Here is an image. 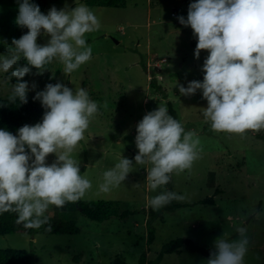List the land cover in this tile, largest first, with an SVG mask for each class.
Listing matches in <instances>:
<instances>
[{"label": "rangeland", "instance_id": "374dc122", "mask_svg": "<svg viewBox=\"0 0 264 264\" xmlns=\"http://www.w3.org/2000/svg\"><path fill=\"white\" fill-rule=\"evenodd\" d=\"M64 2L50 3L45 13L52 5L63 7ZM75 2L87 4L99 20V28L85 34L92 48L91 59L65 74L62 62L54 58L42 73L30 66L31 72L21 79L36 83V89L27 93L28 99L49 82L88 91L99 110L72 153L82 175L91 181V188L81 198L115 200L120 211L130 209L133 213L96 222L66 207L57 216L74 219L77 233L31 236L16 231L0 235V248L25 249L34 255L36 264H114L117 257L138 264L144 252L148 264H205L206 257L185 246L160 254L163 246L176 238H190L213 249L217 237L238 239L236 228L243 226L248 240L244 264H264V129L243 134L214 131L203 115L207 100L201 90L185 96L176 87V83L187 86L190 80H202L201 65L208 55L207 49H201L199 58L194 57L197 37L190 25L177 19L178 15L187 18L191 0H126L118 6ZM68 5L75 7L74 0H68ZM17 11V0H0V39L7 41V46L0 44V55L13 54L8 47L22 28L15 22ZM48 38V34L38 35L37 42L46 43ZM22 58L18 61L21 65ZM152 75L163 90L151 86ZM15 82L9 73H0V99L9 98ZM169 101L185 130L198 137L199 156L190 168L174 171L166 185L152 191L146 181V168L151 164H137L133 159L138 152L136 124L159 104L168 108ZM121 155L133 159L130 172L109 191H100L104 171ZM54 159L55 153H49L46 162ZM164 190L182 194L183 199L170 201L182 206L169 211L167 204L158 209L147 204ZM206 198H213L215 204L200 202ZM54 214V205H49L45 215ZM150 218L156 232L155 240L148 244Z\"/></svg>", "mask_w": 264, "mask_h": 264}, {"label": "clouds", "instance_id": "9594fccd", "mask_svg": "<svg viewBox=\"0 0 264 264\" xmlns=\"http://www.w3.org/2000/svg\"><path fill=\"white\" fill-rule=\"evenodd\" d=\"M74 3L69 7L65 0L63 7L52 5L44 13L35 0H17L15 22L27 31L12 39L8 47L12 55H0V73L16 78L9 100L27 103V93L36 89L35 82L30 85L21 79L31 72L30 66L42 73L58 58L63 73L70 74L91 59L85 34L98 29L99 20L87 4ZM177 19L190 25L197 37L194 57L199 58L201 49L208 50L201 65L203 79L190 80L187 86L176 83L179 93L188 96L201 90L207 100L203 115L214 131L243 134L264 129V0H191L187 18ZM44 34L49 36L47 42L38 43V35ZM0 44L7 46V41L0 39ZM21 56L26 60L23 65L18 63ZM32 98L45 109L38 122L18 127L15 134L0 128V213L16 212L17 223L38 228L48 220L49 205L75 202L91 188L72 153L99 109L85 88L60 81L46 83ZM134 139L135 163L151 164L146 181L152 191L166 185L174 171L190 168L199 156L198 137L185 130L165 104L143 115ZM49 153H55L51 163L46 162ZM133 159L121 155L104 171L99 190L107 192L124 181ZM183 198L164 190L147 204L158 209ZM236 232L238 239L221 236L213 241L205 264H244L246 228L238 226Z\"/></svg>", "mask_w": 264, "mask_h": 264}, {"label": "trees", "instance_id": "16d2710c", "mask_svg": "<svg viewBox=\"0 0 264 264\" xmlns=\"http://www.w3.org/2000/svg\"><path fill=\"white\" fill-rule=\"evenodd\" d=\"M89 4L106 5V6H118L125 4L126 0H86ZM56 2V0H35L40 6L42 12L45 13L46 7ZM27 28L22 27L19 36L26 32ZM21 63L25 64L26 60L22 58ZM143 65V63H142ZM144 66V65H143ZM145 68V66H144ZM155 75H152L151 86L161 91L164 87L157 82ZM168 108L171 115L177 120V113L172 106V103L168 102ZM43 109L39 106L38 102L33 98L27 99V103L19 102V100L11 101L9 98L0 99V128H7L9 131L16 132V129L24 124H34L42 118ZM201 203L215 204L213 198H206L200 200ZM181 204H175L169 202L166 207L169 211H175ZM66 207H72L79 212L84 213L88 218L96 222H103L114 217L127 218L133 211L125 209L120 211L118 209V203L115 200L110 199H78L75 202H66L63 206L57 207L54 205L55 214L46 215L48 220L38 228L25 227L23 223H17V213L13 211H7L0 213V235L12 234L16 231H24L31 236H35L38 233L47 234H75L79 231L74 219L65 220L57 216V212L65 209ZM152 215L154 212L152 211ZM147 243L151 244L155 240L156 229L152 225L151 218L147 221ZM182 246H185L191 252L199 253L204 257H208L212 248H207L198 245L194 240L190 238H176L169 241L162 248L160 257L166 253H173L178 251ZM114 264H130L121 257H117ZM0 264H36V259L32 253L25 249L20 248H0ZM138 264H148L147 253L144 252Z\"/></svg>", "mask_w": 264, "mask_h": 264}]
</instances>
